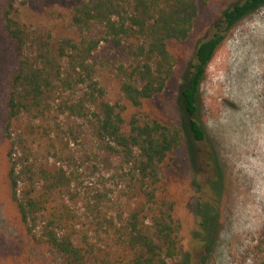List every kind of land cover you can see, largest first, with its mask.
<instances>
[{"label":"trees","instance_id":"obj_1","mask_svg":"<svg viewBox=\"0 0 264 264\" xmlns=\"http://www.w3.org/2000/svg\"><path fill=\"white\" fill-rule=\"evenodd\" d=\"M209 1L76 0L69 18L77 37L27 22L17 0L5 1L3 29L16 43L18 59L1 124L5 182L21 230L64 264H171L179 254L181 196L169 188V171L182 131L154 100L178 62L172 45L189 37ZM223 1L228 6L212 35L196 44L181 89L197 140L206 136L195 118L206 65L227 31L264 4ZM101 43L124 56L116 66L122 102H110L98 79L94 53ZM85 134L117 161L113 175L134 200L127 207L111 197L96 164L75 150ZM84 170L101 178L83 183ZM211 207L201 203L198 213L202 264L216 237ZM249 252L252 264H264V227Z\"/></svg>","mask_w":264,"mask_h":264},{"label":"rangeland","instance_id":"obj_2","mask_svg":"<svg viewBox=\"0 0 264 264\" xmlns=\"http://www.w3.org/2000/svg\"><path fill=\"white\" fill-rule=\"evenodd\" d=\"M5 1L0 0V264H64L55 251L34 243L21 230L5 182L1 124L18 60L16 43L3 29ZM75 1L17 0V5L25 21L46 24L57 35L77 37L80 31L69 18ZM227 6L223 0H210L200 8L189 37L172 45L178 62L165 90L154 100L163 117L182 131L169 171V188L181 196L178 215L182 222L179 254L171 264H180L185 256L189 262L181 264H202L201 203L212 206L216 232L208 264H252L249 249L264 227V4L227 31L206 65L195 117L205 131L204 139L193 137L190 115L181 100L195 46L212 35L214 22ZM94 59L107 99L122 102L116 66L125 61L124 56L101 43ZM86 137L84 145H76L75 150L96 164V173L105 177V185L112 190L111 197H120L127 207L134 200L123 194L114 176L117 161L91 146V138ZM86 172L80 176L83 183L101 178Z\"/></svg>","mask_w":264,"mask_h":264}]
</instances>
